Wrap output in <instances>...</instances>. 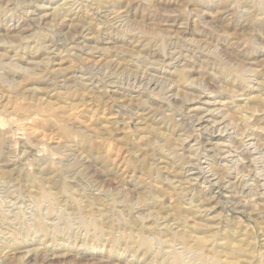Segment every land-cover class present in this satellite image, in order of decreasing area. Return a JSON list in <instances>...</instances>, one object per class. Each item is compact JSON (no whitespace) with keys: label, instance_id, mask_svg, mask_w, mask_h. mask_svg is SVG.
<instances>
[{"label":"clouds","instance_id":"clouds-1","mask_svg":"<svg viewBox=\"0 0 264 264\" xmlns=\"http://www.w3.org/2000/svg\"><path fill=\"white\" fill-rule=\"evenodd\" d=\"M0 264H264V0H0Z\"/></svg>","mask_w":264,"mask_h":264}]
</instances>
